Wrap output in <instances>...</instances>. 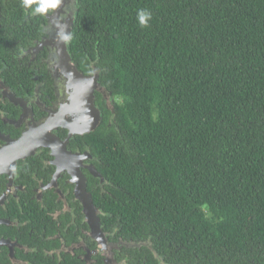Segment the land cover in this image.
Returning a JSON list of instances; mask_svg holds the SVG:
<instances>
[{
  "label": "trees",
  "instance_id": "trees-1",
  "mask_svg": "<svg viewBox=\"0 0 264 264\" xmlns=\"http://www.w3.org/2000/svg\"><path fill=\"white\" fill-rule=\"evenodd\" d=\"M75 1L69 52L115 99L77 137L154 247L130 264H264V0Z\"/></svg>",
  "mask_w": 264,
  "mask_h": 264
},
{
  "label": "flooded vegetation",
  "instance_id": "flooded-vegetation-1",
  "mask_svg": "<svg viewBox=\"0 0 264 264\" xmlns=\"http://www.w3.org/2000/svg\"><path fill=\"white\" fill-rule=\"evenodd\" d=\"M32 8L0 0V149L7 138L19 140L34 130L36 137V127L59 101L43 43L52 10L41 15ZM69 55L79 67L82 62ZM92 65L83 63L85 74L99 75ZM100 96L108 108L115 99L94 92L102 117ZM51 132L69 156L60 159L51 146L38 145L15 164H0V264H130L131 250L154 252L151 239H125L112 225L107 181L90 143L77 137L89 132L62 126Z\"/></svg>",
  "mask_w": 264,
  "mask_h": 264
},
{
  "label": "water",
  "instance_id": "water-1",
  "mask_svg": "<svg viewBox=\"0 0 264 264\" xmlns=\"http://www.w3.org/2000/svg\"><path fill=\"white\" fill-rule=\"evenodd\" d=\"M74 3L75 0H62L49 15L48 33L50 34L43 40L49 49L48 68L55 79L59 101L51 109L48 119L36 127L38 130L36 137L32 135L35 134L34 130L33 133L29 132L26 137L19 140L7 138L9 145L0 149V164L2 162L7 165L15 164L20 158L32 154L34 147L38 145L51 146L54 153L62 159L69 154L65 142L52 134V129L62 126L70 129V133L84 134L96 129L100 123L101 116L95 106L94 92H100L109 98V90L100 85L98 75H85L80 71L71 60L66 46L74 24ZM50 51L55 55V67L60 73V80H57L53 71ZM81 199L83 200V197ZM124 244L128 247L137 245L132 242ZM114 263L112 259L111 264Z\"/></svg>",
  "mask_w": 264,
  "mask_h": 264
},
{
  "label": "clouds",
  "instance_id": "clouds-1",
  "mask_svg": "<svg viewBox=\"0 0 264 264\" xmlns=\"http://www.w3.org/2000/svg\"><path fill=\"white\" fill-rule=\"evenodd\" d=\"M62 0H21L22 7L25 9L32 8V6L35 4L36 6L32 8L33 14H41L44 15L48 13L50 10L56 9L60 4ZM151 18V13L146 10H140L138 13V20L140 25L147 26L148 21ZM65 39H68V37H65Z\"/></svg>",
  "mask_w": 264,
  "mask_h": 264
},
{
  "label": "rangeland",
  "instance_id": "rangeland-1",
  "mask_svg": "<svg viewBox=\"0 0 264 264\" xmlns=\"http://www.w3.org/2000/svg\"><path fill=\"white\" fill-rule=\"evenodd\" d=\"M74 5H75V10H76V4L74 3ZM75 10H74V13H75ZM74 13H73V16H74ZM48 32H49V28H48ZM48 34H50V33H48ZM50 55H51V65H52L53 71L55 73L57 80H60L61 79L60 73L58 72L57 68L55 67V55L52 51H50ZM132 243H135V242H132ZM135 244H137V243H135Z\"/></svg>",
  "mask_w": 264,
  "mask_h": 264
},
{
  "label": "bare ground",
  "instance_id": "bare-ground-1",
  "mask_svg": "<svg viewBox=\"0 0 264 264\" xmlns=\"http://www.w3.org/2000/svg\"><path fill=\"white\" fill-rule=\"evenodd\" d=\"M103 117V116H102ZM103 119V118H102Z\"/></svg>",
  "mask_w": 264,
  "mask_h": 264
}]
</instances>
